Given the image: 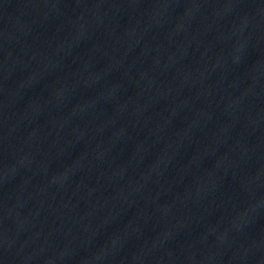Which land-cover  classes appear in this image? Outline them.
<instances>
[{"label":"water","instance_id":"95a60500","mask_svg":"<svg viewBox=\"0 0 264 264\" xmlns=\"http://www.w3.org/2000/svg\"><path fill=\"white\" fill-rule=\"evenodd\" d=\"M0 264H264V0H0Z\"/></svg>","mask_w":264,"mask_h":264}]
</instances>
